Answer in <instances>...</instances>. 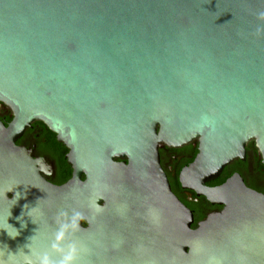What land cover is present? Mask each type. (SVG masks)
Returning a JSON list of instances; mask_svg holds the SVG:
<instances>
[{
  "label": "water",
  "instance_id": "obj_1",
  "mask_svg": "<svg viewBox=\"0 0 264 264\" xmlns=\"http://www.w3.org/2000/svg\"><path fill=\"white\" fill-rule=\"evenodd\" d=\"M261 12L264 0H0V101L14 112L0 122V169L15 173L5 184L15 198L0 204V259L28 244L45 251L16 217L30 227L34 216L78 211L66 241L80 248L75 264H264L257 218L212 235L207 222L191 228L160 157L162 145L198 141L181 186L264 207L239 174L207 185L245 159L251 140L264 158ZM35 121L69 149L63 185L44 181L16 145ZM23 170L26 181L16 180ZM9 224L23 229L17 237Z\"/></svg>",
  "mask_w": 264,
  "mask_h": 264
},
{
  "label": "flooded vegetation",
  "instance_id": "obj_2",
  "mask_svg": "<svg viewBox=\"0 0 264 264\" xmlns=\"http://www.w3.org/2000/svg\"><path fill=\"white\" fill-rule=\"evenodd\" d=\"M13 118V110L0 101V122L8 126ZM16 145L26 151L35 161H38V169L35 171L47 183L63 185L72 178L73 169L67 158L69 149L58 140L57 135L44 122L35 121L32 123L23 135L16 140ZM197 154L198 141L180 148H171L165 145L160 147L161 164L168 176L172 190L193 214L191 228L196 230L203 222H207L209 235L220 230L228 232L237 228L231 221L240 216L248 220V226L245 227V224H243L241 227L244 226L248 229L251 225L250 220L257 218L262 223L260 225V227L263 226L261 229H264V207L257 205L254 208L251 204L246 210L240 205V208L238 206L234 208L228 203L215 202L212 196L208 198L198 195L195 191L184 189L181 186L180 173L185 166L195 159ZM24 171L17 172L19 174L16 175V180L26 181L25 177L22 176L25 175ZM29 171L32 170H27V173H31ZM235 174L242 177L248 189L264 196V158L255 140H251L247 144L245 159L239 158L232 161L217 179L210 181L207 185L212 191H215ZM14 175L15 173L11 169H0V204L2 206L6 201L9 203L15 198V192L12 189L6 191L5 187L7 179L12 178ZM231 197L233 195L228 196V199ZM37 212L43 214V211H36L35 214ZM223 216L224 221H222ZM25 218L27 217H24V220ZM22 219L19 216L16 217L19 223L25 224V230L28 229L27 231L34 236L32 239L35 238V243L41 246L39 250L47 251L45 248L48 245L51 246L47 238L52 242V235L58 227L56 221L52 216H48V218L34 216L32 217L34 224L28 227ZM29 221L31 220L29 219ZM87 226L88 223L84 221L83 227ZM18 230L23 229L19 227Z\"/></svg>",
  "mask_w": 264,
  "mask_h": 264
},
{
  "label": "clouds",
  "instance_id": "obj_3",
  "mask_svg": "<svg viewBox=\"0 0 264 264\" xmlns=\"http://www.w3.org/2000/svg\"><path fill=\"white\" fill-rule=\"evenodd\" d=\"M259 17L264 19V12L259 13ZM258 31H260L258 29ZM19 198V197H17ZM31 211L29 210L28 216L30 217ZM19 219V218H18ZM83 219V216L78 211H73L72 215L69 216L67 212H61L58 214L56 223L58 225L56 231L53 234V239L51 243V252L57 253L59 259H53L52 255L48 251L34 253L31 245H26L29 249L28 252H21L20 250L16 252H9L8 260L0 259V264H75L77 256L80 252V248L75 242L69 241V236L71 233L79 230L80 220ZM12 228L15 229V232H9L7 229L8 235L11 238L17 237L20 233L17 228L9 224ZM35 255V259H33ZM22 256V259L18 257Z\"/></svg>",
  "mask_w": 264,
  "mask_h": 264
},
{
  "label": "trees",
  "instance_id": "obj_4",
  "mask_svg": "<svg viewBox=\"0 0 264 264\" xmlns=\"http://www.w3.org/2000/svg\"><path fill=\"white\" fill-rule=\"evenodd\" d=\"M68 168H70V167H68Z\"/></svg>",
  "mask_w": 264,
  "mask_h": 264
}]
</instances>
